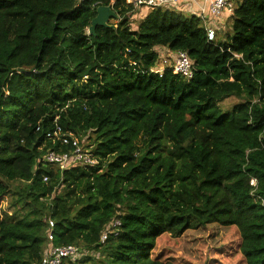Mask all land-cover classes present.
<instances>
[{"label": "trees", "instance_id": "obj_1", "mask_svg": "<svg viewBox=\"0 0 264 264\" xmlns=\"http://www.w3.org/2000/svg\"><path fill=\"white\" fill-rule=\"evenodd\" d=\"M234 2L208 41L183 6L0 0V264H40L50 244L78 248L65 264H192L159 239L213 225L229 230L214 263L264 264V0ZM102 5L114 27L88 34ZM158 49L193 76L153 71ZM72 136L97 163L43 160Z\"/></svg>", "mask_w": 264, "mask_h": 264}, {"label": "built area", "instance_id": "obj_2", "mask_svg": "<svg viewBox=\"0 0 264 264\" xmlns=\"http://www.w3.org/2000/svg\"><path fill=\"white\" fill-rule=\"evenodd\" d=\"M126 2L133 3L134 7H170L177 10H179L181 6H190L191 3H195L196 7L194 8L195 10L193 9L194 13L201 19V23L206 31V37L208 41H212L215 38L217 24L222 25V16L224 15L225 11L230 12L235 6L234 0H126ZM163 55L164 53L160 51V56ZM170 67L173 73L180 74L186 79L191 78L194 73L192 62L189 60L187 54L183 51H179L176 54L173 64ZM153 71L160 72L157 70V67H154ZM55 136V132L47 133V137L50 139L55 138ZM63 141L66 142L65 139H63ZM70 143L72 146L71 154L48 151L44 155L43 160H45L47 163H52L53 165L58 166L59 169L69 168L70 166H76L78 164L91 166L98 162V159L92 152L83 149L78 137L72 136L70 138ZM47 180L48 176H43V181ZM251 183H253V181H251ZM47 223L48 228L51 229L53 227V221L49 219ZM118 225V219L108 225L100 236V242H104L107 234L116 235ZM47 240L49 243L52 241L51 230L48 232ZM77 255H81V252L79 254V250L75 245L54 247L50 244L48 249L45 251L44 256L42 257L40 264H65L67 259H73Z\"/></svg>", "mask_w": 264, "mask_h": 264}, {"label": "rangeland", "instance_id": "obj_3", "mask_svg": "<svg viewBox=\"0 0 264 264\" xmlns=\"http://www.w3.org/2000/svg\"><path fill=\"white\" fill-rule=\"evenodd\" d=\"M136 10L137 12L140 11L139 8ZM145 10H148V8L141 9L142 13H145ZM140 18L139 14L130 15L129 22L133 29L136 28ZM230 23L231 20L228 21V19L222 18V27L227 29L229 33L231 32ZM219 38L224 39L223 37ZM158 50L160 54L161 50ZM158 61L159 62L156 65L158 71H161L165 67H170L173 64V60L165 53L163 56L159 57ZM238 101L239 99L231 96L222 100L219 105L222 111H226ZM14 185L16 184L11 183V186ZM9 200L10 196H5L0 199V208L6 210ZM228 231V229L213 225L211 227L207 226L206 228H198L196 230H187L177 239H173L169 235H164L158 241V250H160L165 256H177L182 253L190 258L192 264H216L213 262L210 255H208L207 250L210 247L218 246L225 241L229 242L227 237ZM82 253H84V251H82Z\"/></svg>", "mask_w": 264, "mask_h": 264}, {"label": "water", "instance_id": "obj_4", "mask_svg": "<svg viewBox=\"0 0 264 264\" xmlns=\"http://www.w3.org/2000/svg\"><path fill=\"white\" fill-rule=\"evenodd\" d=\"M111 18H117V14L111 5H102L96 8V15L92 18L90 26L87 28L88 34H94L96 26L114 27L109 24ZM22 71V69H18Z\"/></svg>", "mask_w": 264, "mask_h": 264}, {"label": "crops", "instance_id": "obj_5", "mask_svg": "<svg viewBox=\"0 0 264 264\" xmlns=\"http://www.w3.org/2000/svg\"><path fill=\"white\" fill-rule=\"evenodd\" d=\"M183 9H184V11H185V13L187 14H190L191 12H194V10H193V8L191 7V6H189V5H184L183 6ZM226 16V17H225ZM222 18H227V13H224V15L222 16ZM230 20V18L228 19V21ZM227 23V22H226ZM225 32H228V30L226 29V31Z\"/></svg>", "mask_w": 264, "mask_h": 264}, {"label": "clouds", "instance_id": "obj_6", "mask_svg": "<svg viewBox=\"0 0 264 264\" xmlns=\"http://www.w3.org/2000/svg\"><path fill=\"white\" fill-rule=\"evenodd\" d=\"M137 8V7H134V9Z\"/></svg>", "mask_w": 264, "mask_h": 264}]
</instances>
